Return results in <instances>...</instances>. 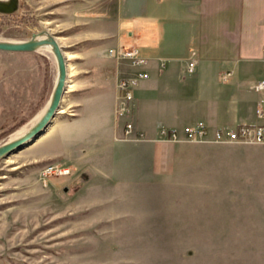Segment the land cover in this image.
<instances>
[{
  "label": "crops",
  "instance_id": "0c3cea01",
  "mask_svg": "<svg viewBox=\"0 0 264 264\" xmlns=\"http://www.w3.org/2000/svg\"><path fill=\"white\" fill-rule=\"evenodd\" d=\"M97 22L96 36L109 48L107 57L110 49L128 44L147 61L148 79L134 88L128 118L147 141L123 139L125 121L115 118L116 86L134 71L109 58V70L98 71L96 82L90 83L92 95L81 103L78 117L54 131L64 134L63 142L74 151L71 158L82 155L83 164L102 167L95 170L127 188L120 199L143 207L149 232L143 236H258L249 232L264 231V198L249 197L250 202L231 195L213 197L212 181L196 182V163L218 175L226 191L238 168L241 176L236 178L253 188L256 180L259 189L264 187V144L156 140L161 127H264V119L257 117V110H264V92L253 89L264 79V0H115L112 11ZM191 52L196 64L188 73ZM224 74H230L226 81L220 79ZM183 173L192 176L182 179ZM141 189L144 197L138 193ZM242 212L256 216L260 225L231 218Z\"/></svg>",
  "mask_w": 264,
  "mask_h": 264
},
{
  "label": "rangeland",
  "instance_id": "374dc122",
  "mask_svg": "<svg viewBox=\"0 0 264 264\" xmlns=\"http://www.w3.org/2000/svg\"><path fill=\"white\" fill-rule=\"evenodd\" d=\"M114 5L115 0H0V42H26L48 33L69 56L67 86L51 127L32 145L0 159V264H264V231L249 232L258 234L249 237L143 236L149 233L143 207L120 199L127 188L97 172L102 167L83 164L82 155L71 158L74 151L63 142L64 134L54 132L78 117L81 103L92 95L90 83L98 71L109 70V48L96 33L98 18ZM57 77L50 47L0 52V147L39 121ZM198 163L196 182L212 181L213 197L264 198L256 176L250 180L254 188L245 187L236 178L238 168L226 191L218 175L202 171ZM191 176L181 174L182 179ZM138 193L144 197L145 190ZM255 217L244 212L231 216L259 226Z\"/></svg>",
  "mask_w": 264,
  "mask_h": 264
},
{
  "label": "built area",
  "instance_id": "2783aa9c",
  "mask_svg": "<svg viewBox=\"0 0 264 264\" xmlns=\"http://www.w3.org/2000/svg\"><path fill=\"white\" fill-rule=\"evenodd\" d=\"M108 57L117 63H125L134 72L120 78L117 82V100L115 107V118L124 120L123 139L125 141H147L145 134L137 131L128 118L132 113L134 103V88L142 81L148 79L144 71L147 61L140 51L135 47L112 48L108 51ZM195 52H191L190 60L187 63V72L192 73L195 69ZM230 74L220 77L226 81ZM253 89L257 92H264V79L256 83ZM257 117L264 119V110L260 107L257 110ZM157 140L161 143H200V144H237L250 145L264 144V127L241 125L235 129H217L211 131L205 124L198 123L193 127H186L182 131L161 127L157 132Z\"/></svg>",
  "mask_w": 264,
  "mask_h": 264
},
{
  "label": "water",
  "instance_id": "95a60500",
  "mask_svg": "<svg viewBox=\"0 0 264 264\" xmlns=\"http://www.w3.org/2000/svg\"><path fill=\"white\" fill-rule=\"evenodd\" d=\"M42 47H50L58 69V77L49 106L39 121L25 135L0 147V159L8 158L32 145L48 131L59 111L67 86L65 55L54 36L42 33L40 35H33L32 39L26 42H0V52L7 53H32Z\"/></svg>",
  "mask_w": 264,
  "mask_h": 264
},
{
  "label": "bare ground",
  "instance_id": "6f19581e",
  "mask_svg": "<svg viewBox=\"0 0 264 264\" xmlns=\"http://www.w3.org/2000/svg\"><path fill=\"white\" fill-rule=\"evenodd\" d=\"M55 39H56V38H55ZM56 41H57V40H56ZM57 42H58V41H57ZM65 57H66V58H69V56H66V55H65ZM66 58H65V59H66ZM58 112H59V111H58Z\"/></svg>",
  "mask_w": 264,
  "mask_h": 264
}]
</instances>
